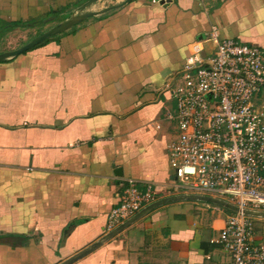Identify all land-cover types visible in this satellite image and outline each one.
<instances>
[{
    "label": "crops",
    "instance_id": "0c3cea01",
    "mask_svg": "<svg viewBox=\"0 0 264 264\" xmlns=\"http://www.w3.org/2000/svg\"><path fill=\"white\" fill-rule=\"evenodd\" d=\"M84 1L0 0V24ZM212 27L264 47V0H131L0 61V264H60L101 240L129 180L177 195L166 87L195 43L214 53ZM231 212L169 202L71 264H229L217 240Z\"/></svg>",
    "mask_w": 264,
    "mask_h": 264
},
{
    "label": "built area",
    "instance_id": "2783aa9c",
    "mask_svg": "<svg viewBox=\"0 0 264 264\" xmlns=\"http://www.w3.org/2000/svg\"><path fill=\"white\" fill-rule=\"evenodd\" d=\"M209 38L216 42L214 53L203 55V47L195 43L166 87L175 102L166 118L177 125L176 137L167 144L174 191L236 205L239 211L227 217L217 241L229 253V264H264L254 217L243 212H264V103H253L264 92V47L220 39L215 27ZM163 192L159 185L129 180L120 203L108 214L106 229L163 198Z\"/></svg>",
    "mask_w": 264,
    "mask_h": 264
},
{
    "label": "water",
    "instance_id": "95a60500",
    "mask_svg": "<svg viewBox=\"0 0 264 264\" xmlns=\"http://www.w3.org/2000/svg\"><path fill=\"white\" fill-rule=\"evenodd\" d=\"M97 1H99V0H87V1H85L84 3H82L80 5L79 9L77 10L78 12L71 14L68 18H66L62 21H59L58 23L49 27L48 29H46L45 31H43L42 33L37 35L36 37L32 38L28 42L24 43L20 47H18L16 49H11V50H6V51L0 52V61L9 60V59H12L14 57H17L18 55L29 51L30 49L40 45L41 43L47 41L48 39H51L57 35L63 34L64 32L72 29L73 27L84 22L85 20H87L91 17H95L98 15L105 14L109 11L114 10V9L120 8V7L124 6L125 4L129 3L131 0H124L123 2L116 3L113 5L104 7L102 9H99V10H90L89 8L93 4H95ZM185 199L211 202V203H215V204H218L220 206H223L225 208H228L233 212L239 211V208L236 205H234V204H232L226 200H223V199H220L217 197L207 196V195L177 194V195L163 197V198L158 199L157 201H154L153 203L145 206L138 213H136L131 218L124 221L118 227H116L111 233L107 234L104 238H102L101 240L97 241L96 243H94L90 247L84 249L83 251H80L79 253L75 254L74 256L70 257L69 259L65 260L64 262H62L60 264H71L72 262L76 261L77 259L81 258L82 256L88 254L93 249L98 247L103 241H105L109 237L113 236L114 234L120 232L122 229H124L125 227H127L128 225H130L131 223H133L134 221H136L137 219H139L143 215L147 214L151 210H153V209H155V208H157L163 204L169 203V202H173V201H177V200H185ZM243 212H244V214L251 216V217H264V212H262V211L244 210Z\"/></svg>",
    "mask_w": 264,
    "mask_h": 264
},
{
    "label": "rangeland",
    "instance_id": "374dc122",
    "mask_svg": "<svg viewBox=\"0 0 264 264\" xmlns=\"http://www.w3.org/2000/svg\"><path fill=\"white\" fill-rule=\"evenodd\" d=\"M110 0H101L100 2H96L93 4L89 9L90 10H99L101 9V6L106 7L109 6ZM85 2V1H84ZM83 2V3H84ZM105 3V5H104ZM82 3H79L77 5H68L64 6L61 8H58L57 10H52L48 13L41 14L38 16V18H35V20H25V22L29 23L30 26L27 27H17L14 29H9V31L2 33L0 31V52L6 51V50H11V49H16L23 45L24 43L28 42L32 38L36 37L49 27L53 26L54 24L58 23L59 21H62L66 18H68L71 14L78 12L77 10L79 9L80 5ZM3 17H12V16H6L4 14ZM9 18V20H11ZM83 23V22H82ZM82 23L78 24L81 25ZM77 25V26H78ZM77 26L73 27L72 29L64 32H73L77 28ZM63 33V34H64ZM63 34L55 36V38H59ZM260 98L259 96H255L253 98V103L258 106L260 104ZM173 105H175V102L172 100ZM232 213V212H231ZM230 213V214H231Z\"/></svg>",
    "mask_w": 264,
    "mask_h": 264
},
{
    "label": "trees",
    "instance_id": "16d2710c",
    "mask_svg": "<svg viewBox=\"0 0 264 264\" xmlns=\"http://www.w3.org/2000/svg\"><path fill=\"white\" fill-rule=\"evenodd\" d=\"M27 27V26H30V23H21V22H16V23H13V24H9V23H6V24H0V29L1 31H4V30H7V29H11V28H16V27ZM233 213V212H232Z\"/></svg>",
    "mask_w": 264,
    "mask_h": 264
}]
</instances>
